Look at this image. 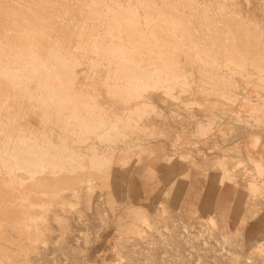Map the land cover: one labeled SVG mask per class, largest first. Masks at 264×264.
Masks as SVG:
<instances>
[{
  "label": "rangeland",
  "instance_id": "rangeland-1",
  "mask_svg": "<svg viewBox=\"0 0 264 264\" xmlns=\"http://www.w3.org/2000/svg\"><path fill=\"white\" fill-rule=\"evenodd\" d=\"M58 1L52 0L54 2V15L58 17L59 12V17L61 18L59 24L62 27L58 30H61V32L68 31L66 33L67 35L70 34V40L68 36L61 37V39L67 40L68 45H70L71 41L72 46H69L70 54L68 51V54L61 55L60 59L54 62V69L55 66L56 68L61 67L62 58L66 57L63 59L62 65L64 64L67 67L71 66L72 63V66L74 64L80 70L82 69L81 78L83 80L87 77V70H84V67H90L91 62L93 64L96 59L100 60L95 61L94 65L98 63L99 68L102 70L106 67L103 64L110 62V59L113 61V58L117 56L126 55V52L117 51L115 53L112 50H108L110 52L107 54V49L103 47L104 45H101L104 39L108 40L109 37L111 38L109 34L114 32L118 36L117 32L120 31L119 34L121 38L123 37V43L119 35L118 38L116 37L117 40L119 39V45L126 48L128 44L125 51H128L130 46L129 53L136 49V53L134 52L135 56H131V53L129 55L132 57V62L130 61L129 64L131 63L134 71H138V67L142 68L139 71H145L146 68L143 69V66L146 65V61L150 60L147 65L150 66L154 62L155 72L158 70L160 72L164 70L165 72L167 68V71L172 70L171 72L177 73L179 78L183 74L181 78L184 77V81L180 78L178 81L180 83H178L176 78H174L176 75L171 78V75H169L168 78L170 80L168 81L169 85H167L169 88H164L157 87L158 81L154 82L156 79L153 82L141 80L143 81H140L144 85L143 87L140 84L139 88L130 90L131 93L130 91L129 94L123 93L130 101L115 99L110 103H108L109 100L104 102L97 97L90 100L89 97L92 98L94 96L88 93H92L93 89L85 85L83 81H80L78 90L88 95L81 97L79 105H82L84 101L93 102L102 107H112L113 104L118 111H122L123 107H129L133 111L132 119L140 120L141 124L147 126V128L142 129L141 125L134 126L132 123L134 129H131L129 125L132 121L120 122L121 128L125 125L128 126L126 127V133L118 134L120 137L116 136L113 141L116 146L115 155L118 156L125 152L129 153L127 150L131 144L132 152L124 164L115 163L113 165V173L109 177L111 182L107 180V183L102 178H97L94 180V187L91 190H89L88 186L86 188H77L81 190L78 194L79 196L68 192L63 196L65 199H60L62 196L59 195V197L54 196V198L52 196L48 197L47 200L52 210L47 214L45 226V238L47 241L45 239V243H41L39 246L40 250L30 252L28 262L23 264H264V87L263 89H258V87L250 84V82H254L264 86V82L259 75L255 74V70L249 72L252 69L244 66V63L240 62L242 61L241 59L237 60L238 57L235 53L231 52L232 54H230L229 48L227 49L229 53L225 49V45L230 47L229 39H227L228 37L225 34L228 31V27L236 29L235 18L248 15L251 18L252 25L259 24L264 31V0H152L153 4L155 2L157 4L154 5V10L150 3L151 0H146L145 6V0L142 2L141 0ZM94 1H96L95 4H93ZM63 2H66V4L63 5ZM56 3L57 6L55 5ZM58 3H60L59 6ZM82 4L86 5L82 6ZM92 6L95 7V10ZM96 6H99L98 9ZM54 7L59 9L54 11ZM84 9L86 10L84 11ZM89 9L90 12L88 11L87 16V10ZM116 11H119L120 14ZM162 11L164 16L163 13L162 15L159 13ZM114 13L115 19L114 16L112 17ZM169 13L173 14L172 16H175V19L177 18L176 23L173 22L174 18ZM146 14L147 16L156 15L153 17L149 16L146 19ZM206 15L211 17L210 21L208 18V21H206ZM221 15L223 18L218 19L216 17H221ZM160 16L162 21L159 19ZM167 16L171 17L168 18ZM213 16H215V20L212 18ZM189 17H191V20H188L190 19ZM193 17L196 19H192ZM231 17L233 21H231ZM85 18L87 19L85 20ZM170 19L174 26L170 25ZM197 19H199L198 22ZM221 19L225 20V24L222 23L223 21L221 22ZM217 20H219V23L215 24ZM189 21L197 24L195 28L193 22H190L193 26L192 32L196 29L191 37L192 32L191 34L190 32L184 34L183 29L185 30V28L181 26L189 24ZM116 22L117 27L121 24V28L120 26L119 29L116 28ZM213 22L218 30L215 29L214 31ZM220 22L224 27L222 29L224 40L221 34H218L219 28H222ZM198 23L200 24L199 28ZM154 24H156L157 28L154 30L155 34L152 31L153 26L155 27ZM112 25H115L114 28L117 29V32H115L116 29ZM171 26L173 27L170 29ZM167 27L169 32L166 35ZM110 28H113L112 32H110ZM162 30L164 34H161ZM207 30H210L209 35L213 34L212 38L209 35H204ZM212 30L214 33H212ZM79 31L85 34L83 41L81 39L83 44L77 43L80 40L77 35ZM197 31H200V33ZM151 32L152 34H150ZM176 32L178 33L176 34ZM152 35L156 38L154 39ZM159 35L161 38H165V42L163 39L161 41ZM170 35H172V38ZM185 35L188 36L185 37ZM202 36L203 38L201 39ZM214 36L217 39H214L216 38ZM76 37L78 40H76ZM125 37L127 39H124ZM189 37L190 39L193 38V40H190ZM206 37H208V45L205 43L207 42ZM220 37L222 39H218ZM98 38L102 41L98 42ZM209 38L214 39L212 40L213 43L215 42L219 48L224 46V50H222L223 48L220 50L216 45L214 46ZM127 40L130 41L128 42ZM168 40L171 41L168 42ZM219 40H221V44H219ZM147 41L148 43H146ZM90 42L92 43L90 44ZM137 43L139 44L137 45ZM94 44L98 49L100 48L104 52L106 50L107 56L102 51L101 54L97 47H94ZM160 44L162 45L161 47ZM68 45L66 46L67 49ZM131 45L134 48L131 49ZM165 45H168V50ZM170 45L172 48L169 47ZM146 46H149V50H146ZM86 47L87 49L90 47L88 51ZM182 47L186 48L185 52L187 54L182 51ZM77 48L79 50L74 51ZM156 48H161L163 56L166 55V60H164L163 56V58L157 57ZM80 50L84 53L87 51V53L82 54ZM79 51L80 55L78 54ZM71 53L74 54L76 61L71 59L72 62H70ZM97 53L98 58L96 57L95 59L94 57ZM149 54L152 58L148 56ZM151 54L157 59L156 62L155 59L153 61ZM84 55L85 57H83ZM80 56L83 59L87 57V61ZM232 57H236V60L235 58L233 60ZM140 60L145 61V63L143 62L144 64H142ZM175 60H178V62H174ZM65 61L67 64H65ZM136 61L139 64H136ZM163 62H166L169 68ZM56 63L57 65H55ZM171 63H173V67L169 66ZM100 65L103 66L100 67ZM153 65L150 68L152 71L149 72L151 74L155 69ZM134 66H136L137 70H135ZM159 66L162 67L159 69ZM211 66H213V70H211ZM125 68L126 70L123 66L121 72H133L132 68L131 70L129 69L130 66H125ZM119 69L121 67H118V70L115 67L114 70L120 72ZM179 70H182L180 71L182 74ZM171 72L166 74H171ZM54 78L58 81L61 80L59 76ZM173 78L175 81H173ZM216 80L223 81L226 84L231 82L233 85H229L230 83L227 85L217 84ZM181 82H185V85L184 83L181 84ZM146 83H150L149 86ZM59 85H55L54 89L55 87L59 88ZM100 86L103 87V93L110 90V88H105L102 84ZM50 92L53 93V90L50 89ZM256 92L257 94H255ZM219 95L221 96L219 97ZM66 96L71 99L69 95H65L64 100ZM62 97V95L60 97L59 95L56 96L58 98L57 101L60 102L59 99H61L60 103H62ZM69 98L67 99L70 100ZM35 99H37V96L33 97L32 100L38 101ZM67 99L65 105L66 103L68 104ZM71 101H69L70 104ZM259 101H261L263 109L259 108V104L257 106L256 102ZM16 102H18V99ZM10 109L13 116L17 119V126L19 125L23 129L35 130H43L45 128L54 134L55 141L64 129L60 118L74 120L73 117H69L72 109L68 105L62 107V112L57 113V111L53 110L52 115L55 121L53 119L45 121L43 113L39 109L35 110L27 100L23 102L19 100L17 107ZM79 110L82 111L81 108ZM81 134H85V132ZM86 134L87 136L90 135L87 132ZM62 135L68 139L74 135L76 136L74 133ZM256 137H259L260 144L252 148L251 144L255 142ZM13 140L5 143L11 146L15 143ZM98 141L100 140L97 133L88 140V142ZM0 142L2 143V140ZM74 142L73 146L78 149V142ZM253 157L258 159L259 162L252 161L251 158ZM86 172L90 171L86 170ZM115 176H121V180L114 182ZM183 177H186V179ZM221 178H223V185H221ZM251 182L259 186V191L252 193L247 198V194L250 193L249 185ZM226 189L229 190V194L223 197V191ZM56 198L58 199L55 200ZM53 199L56 204L52 202ZM59 200L63 201L60 203ZM245 200H248V202L243 204ZM242 205H245L244 212ZM37 206L39 207V204ZM54 206L56 207L53 209ZM61 206H64V209ZM54 210L55 212H53ZM211 215L214 218L213 222ZM63 241L65 242L63 243ZM65 243L71 249L70 253H68ZM61 246L63 249H61ZM58 249L62 252H59ZM40 251L43 254H39ZM65 251L66 253L62 254ZM74 252L75 254H73ZM69 255H72V258ZM36 256L37 258L33 261ZM32 258L33 260H31ZM74 258H77L78 261ZM72 260L74 261L72 262Z\"/></svg>",
  "mask_w": 264,
  "mask_h": 264
},
{
  "label": "bare ground",
  "instance_id": "bare-ground-1",
  "mask_svg": "<svg viewBox=\"0 0 264 264\" xmlns=\"http://www.w3.org/2000/svg\"><path fill=\"white\" fill-rule=\"evenodd\" d=\"M99 1H101V0H99ZM142 1L143 0H141V2ZM147 1L144 2V6L147 3ZM79 2H80V0H79ZM95 2L96 1H94L93 4H95ZM53 3L54 2H52V0H0V141L2 140V143L0 142L1 143L0 144V199H2L1 203H0V264H23L24 262H28V257H29L30 252L40 250L39 246L41 245V243H45V239H46L45 238L46 237L45 236V230H46L45 226H46V221H47V216H48L47 214H49V211L52 210V208L50 207V205L48 203L49 201L47 200L48 197L52 196V198H54V196L57 197L59 195V196H62L60 199H65L63 196H65L66 193H68V192H71L72 194L79 196L78 194L81 190H79L77 188H80V187L86 188L88 186L89 190H91L92 187H94L93 186L94 180L97 178H102L104 181L107 182V180L110 179L109 177L113 173V165L115 163L120 164V165L124 164L129 159V156L132 152V148H131L132 144H131V146L128 147L127 151H129V153L125 152V153H122L121 155H118V156L115 155L116 146L113 144V141L115 140L116 136H119L118 134H120V135L122 133L125 134L126 130H127L126 127L128 126V125H125V126H123V128H121L120 122H131L132 121L129 125V126H131V129H134V126H137V125H141L142 129L147 128V126L141 124L140 120H133L132 119L133 111L129 107H123L122 111H118L117 108H115L116 106L113 104H112V107L111 106L102 107V106H98L97 104H95L93 102L84 101L82 105H79V101L81 100V97H83L84 95L90 94L91 96H94L92 98L89 97L90 100L97 97L99 100H103L104 102H105V100H109L108 103L113 102L115 99H118V100L122 99V100L128 102V101H130V99L127 98V96H124L123 93L126 92L129 94L130 90L139 88L141 82H143L141 80H146L147 82H151V81L153 82L156 79V81H154V82L158 81L157 87L169 88V86H167V85H169L168 81L170 80V78L172 76L174 77V75H176L174 78H176V81L178 82L179 79L183 75L180 72L182 70H179V72L182 74L179 78L177 73L175 74V72H171L172 70L167 71V68L165 69L166 70L165 72H164V70H162V72H160L158 69L157 70L159 72L158 71L155 72L156 68L154 67L155 64L153 62L155 57H154V55H152L154 53L151 54L153 56V61L151 60V62H153L154 65L153 64H151V65H153V67L155 68L154 69L155 73L154 72L152 74L149 73L150 71H152V70H150L151 65L150 64H149L150 66L147 65L150 60L146 61V65L143 66V69L146 68L145 71H143V70L139 71V69H142L139 67H138V71H134V68H132L133 66H131V63L129 64V62L132 60V57H130L129 55L131 53V56L132 55L135 56L136 55L135 54L136 49H135V51L133 50V52L129 53L130 46H129V50L125 51V50H127L126 48L128 47V44H127L126 48H123L124 46L121 47L119 45V41H118L119 39L117 40L116 37L118 38V36L120 35L119 34L120 31L117 32L116 28L119 29V26L121 24L117 27V22H116V28H114L115 25L114 26L112 25V26L114 29H116L115 32H117L118 36H116V34H114V32H112L113 28H110L111 29L110 32H112V34H109V35L111 36V38L109 37L108 40L104 39L103 41L101 39L99 40V38L97 40H98V42L102 41L101 45H104L103 47L105 49H107V54L112 50L115 53L117 51L126 52L125 53L126 55L117 56V57L113 58V61H111V59L110 60L108 59L110 62H106V64L104 63L103 65H105L106 67L104 66L105 68H103L101 70L98 66V63H96L97 65L96 64L94 65L95 61L97 62V60H98V59H96V57L98 55V53H97L96 56L94 55L95 56L94 58L96 60L93 62V64L91 62V64L89 65L90 67H87V66L84 67V70L85 69L87 70V72H86L87 77L84 80L81 78V74H82L81 70L82 69L80 70V68L75 66L74 64L72 66V63H71V66L66 65L67 67H65L64 64H63L64 66L62 65L63 59L66 57L62 58V62L60 64L61 67L56 68V66H55V69H54V67H53L54 62L56 60H59L61 55L68 54L69 46L70 45L72 46V43L70 41V45H68L67 40L65 41V40L61 39V37H67V36L69 38L70 34L67 35L66 32H68V31H66V30L62 31V32H61V30H58L62 27L61 24H59V21H61V18L59 17V12L57 15L58 17H56L54 15ZM60 3H58V6ZM81 3H83V2L81 1ZM84 3H86V2H84ZM150 3L153 6L152 9L155 8L154 5H157L156 2H155V4H153L152 0L150 1ZM65 4H66V2L65 3L63 2V5H65ZM55 5L57 6V3ZM83 5H86V4H82V6ZM60 7H61V5H60ZM96 7L98 9L99 6H96ZM93 8L95 10V7H93ZM56 9L57 8H55L54 11H56ZM150 9H151V6H150ZM60 10L62 11L61 8H60ZM85 10L86 9H84V11ZM102 10H104V9H102ZM88 11L90 12V9L87 10V16L89 13ZM92 12H94V11H92ZM187 12H188V10H187ZM96 13H95V15H96ZM117 13L120 14L119 11ZM122 13H123V11H122ZM159 13L161 15L163 13V16H164L163 11L159 12ZM185 13H186V11H185ZM226 13H227V11H226ZM124 14H126V13L124 12ZM190 14L192 15L191 12H190ZM101 15H103V14H101ZM155 15H149V16L153 17ZM166 15H167V13H166ZM166 15H165V17H166ZM61 16H63V15H61ZM113 16L115 19V13L112 14V17ZM149 16H147V14H146V19ZM132 17H133V15H132ZM170 17H168V18H170ZM216 17H218V19L223 18L222 15H221V17H219V16H216ZM189 18L190 19H188V18L187 19L191 20V17H189ZM194 18L195 17H193L192 19H194ZM205 18H206V21H208L211 17H208L206 15ZM207 18H208V20H207ZM212 18L214 20L216 19L215 16H213ZM224 18H225V14H224ZM86 19L87 18H85V20ZM91 19H94V18H91ZM96 19H97V17H96ZM159 19L161 20V16ZM171 19L169 20L170 25L172 24ZM176 19L175 18H174V20L172 19L174 23H176V21H177ZM230 19H231V21H233L232 17ZM230 19H229V21H230ZM136 20H137V18H136ZM183 20H185V19H183ZM250 20H251V18L248 15L242 16V17L240 16V18H237V19L235 18L234 24L237 25V26L235 25L236 29H234L232 26H231L232 28H229L227 26L228 31H229L228 32L227 28H226L227 33L225 35L228 37L227 39H229L228 42L230 43V47H228V45L226 46L225 43H224V45H225L226 52L229 53V50H230V54L235 53V55L238 57L237 60L241 59L242 61H240V62H243L244 66L250 67L252 70L251 71L248 70L249 72H252L255 70V74L259 75L261 80L264 82V31L259 24L253 26L252 25L253 23H251ZM157 21H158V18H157ZM157 21H156V24H157ZM198 21H199V19H197V22ZM218 21L219 20H217L215 22V24L219 23ZM222 21H223V19H221V22ZM224 21L222 22L223 24H225ZM231 21H230V23H231ZM62 22H63V19H62ZM190 22L191 21H189V24H187V25L186 24L181 25V26H184V28H185V30L183 29L184 34L185 33L187 34V32H190V34H191L193 26L191 25L192 22L191 23ZM221 22H220V24H221ZM82 23H83V20H82ZM183 23H185V22H183ZM156 24H154L155 27L153 26V30H152L153 32H154V30L157 29ZM160 25L163 26V24H161V23H160ZM190 25H191V27H190ZM193 25L197 26V24L196 23L194 24V22H193ZM199 25L200 24L198 23V28H199ZM173 26H171L170 29ZM196 26H195V28H196ZM213 26H214V22H213ZM221 26H222V24H221ZM157 27L160 28L159 26H157ZM215 27L216 26H214V28H213L214 31H215V29L218 30V28H215ZM217 27H219V26H217ZM120 28H121V26H120ZM198 28H197V30H198ZM201 28H203V27H201ZM220 28H219V32L218 31L217 32H218V34L219 33L221 34V37H223V40H224V36H222V32H223L222 29L224 27L222 26L221 32H220ZM123 30H124V28H123ZM140 30H141V27H140ZM180 30H182V28H180ZM97 31H98V29H97ZM174 31H176V30H174ZM195 31H196V29H195ZM195 31H193L191 35L188 33V35H190V37H191ZM200 31L199 32L197 31V32L200 33ZM207 31L204 34L206 36L209 35L210 30L208 32ZM162 32H163V30L161 31V34H164V32L163 33ZM168 32H169V30L167 27V32H165L166 35ZM86 33H88V32H86ZM157 33H158V31H157ZM177 33L178 32H176V34ZM201 33H202V31H201ZM212 33H214L213 30H212ZM122 34L124 35L125 33L122 32ZM150 34H152V32ZM153 34H155V32ZM171 34H172V30H171ZM73 35H74V33H73ZM77 35L80 37V40L77 43L83 44L82 41L84 39L83 36L85 34L82 31H79V33ZM188 35H185V37H187ZM59 36H60V38H59ZM103 36H102V38H103ZM125 36H126V34H125ZM196 36L198 37V35H196ZM212 36H213V34L209 35V37H211V38H212ZM170 37L172 38V35H170ZM190 37H189V39H190ZM214 37H216V36H214ZM218 37H219V35H218ZM221 37L218 39H222ZM122 38L120 35L121 42H122ZM153 38L155 39L156 37L153 36ZM159 38L162 41L163 38H161L160 35H159ZM159 38H157V39L159 40ZM193 38H194V36H193ZM193 38H191V39L193 40ZM202 38H203V36L201 37V39ZM81 39H82V41H81ZM124 39H127V37H125ZM146 39H147V37H146ZM168 39H169V37H168ZM207 39H208V37H206V40ZM214 39H217V37ZM214 39H210V42L213 43L212 40H214ZM69 40H70V38H69ZM73 40H74V38H73ZM76 40H78V38ZM182 40H184V39H182ZM203 40H205V39H203ZM127 41L129 42L130 40H127ZM163 41L165 42V38L163 39ZM169 41H171V40H168V42ZM195 41H196V38H195ZM220 41L221 40H219L218 42H220ZM87 42H88V39H87ZM164 42H163V46H164ZM223 42H225V41H223ZM228 42H226V44H228ZM91 43L92 42H90V44ZM146 43H148V41ZM201 43H204V42H201ZM205 43H206V45H208L207 44L208 40ZM95 44H94V47L99 46L98 44H96L97 46H95ZM138 44L139 43H137V45ZM157 44L159 45V43H157ZM167 44H169V43H167ZM213 44H214V46L216 45L215 42ZM219 44H221V42ZM67 45H68V49L66 47ZM179 45H180V43H179ZM222 45H223V43H222ZM154 46H155V43H154ZM161 46L162 45L160 44V47ZM165 46H167V50H168V45H165ZM135 47H136V45H135ZM169 47L172 48L171 45ZM132 48H134V46L132 47V45H131V49ZM182 48H183L182 51H184V53H186L185 52L186 48H184V47H182ZM217 48H219V46H217ZM222 48H219V49L224 50V46H222ZM228 48H229V50H227ZM71 49H72V47H71ZM88 49L86 47L87 51H88ZM97 49H98V47H97ZM97 49H95V50H97ZM140 49H141V47H140ZM154 49H153V52H154ZM78 50L79 49L77 48V50H74V51H78ZM84 50H85V47H84ZM91 50H92V47H91ZM98 50L100 52L102 51V50H100V48ZM108 50H110V51H108ZM146 50H149V46L146 48ZM179 50H180V47H179ZM72 51H73V49H72ZM80 51L82 54L84 53V52H82V50H80ZM80 51L78 52L79 55H80ZM87 51L85 53H87ZM138 51H137V54H138ZM143 51H145V50H143ZM155 51L158 54L157 55L155 52L157 57L163 56V52H162L161 48L157 49ZM102 52H104V50ZM102 52H101V54H102ZM72 53H71L72 58L69 57L70 62H72L71 59H75V61H76V58L73 56L74 54H72ZM91 53H92V51H91ZM91 53L89 52V54H91ZM104 53L106 55V50ZM141 53H142V49H141ZM141 53L139 52V54H141ZM173 53H175V51H173ZM69 54H70V51H69ZM170 54H171V52H170ZM92 55H93V53H92ZM188 55H189V53H188ZM109 56H112V55H109ZM148 56H150V54ZM80 57H82V56H80ZM83 57H85V55ZM83 57H82V59H83ZM89 57H90V55H89ZM89 57H88V59H89ZM163 57H164V60H166L165 59L166 55ZM77 58H79V57H77ZM86 58L83 60H86ZM167 58L169 59V57H167ZM232 58H233V60H234V58L236 60V57H232ZM101 59H102V57H101ZM147 59H148V57H147ZM173 59H176V58H173ZM227 59H229V58H227ZM120 60H122V61H120ZM145 60H146V58H145ZM164 60L162 59V61H164ZM178 60H175L174 62H176V61L178 62ZM80 61H81V59H80ZM137 61H136V64L138 63ZM140 61L142 62V64L145 63V61H143V60H140ZM156 61H157V59H155V62ZM160 61H161V59H160ZM67 62H68V58H67ZM67 62L65 64H67ZM73 62H74V60H73ZM167 62H168V60H167ZM169 62H170V60H169ZM200 62H202V61H200ZM88 63H86V65H88ZM234 63H235V61H234ZM75 64H77V63L75 62ZM163 64H165L167 66L166 62L165 63L163 62ZM172 64L173 63H171V65H169V66H172ZM55 65H57V63ZM78 65H79V63H78ZM103 65H100V67ZM140 65H141V63H140ZM219 65H220V63H219ZM94 66H96V67H94ZM123 66H124L125 70H126L125 66H130L129 69L131 70V68H132L133 72H130V71H129L130 73H126L125 71L121 72ZM157 66L158 65L156 63V67ZM115 67H117V70H118V67H121V69H119V71L121 73L118 72L117 70L115 71L114 70ZM134 67L136 68V66H134ZM160 67H162V66H159V69H160ZM212 67L213 66H211V68ZM241 67H242V65H241ZM199 68H200V66H199ZM213 69L214 68H212L211 70H213ZM135 70H137V68ZM175 70H176V67H175ZM167 72H171V74H166ZM177 72H178V70H177ZM250 74H252V73H250ZM169 75H171L170 78H168ZM230 75H232V74L230 73ZM57 76L61 77V80L58 81L54 78ZM177 76H178V78H177ZM217 77H218V75H217ZM174 78H173V81H175ZM183 78H181V80H183ZM253 78H254V76H253ZM218 79H220V78H218ZM80 81H83L85 85H88L89 87H91L93 89V92L88 93V94L81 93L78 90ZM178 83H180V82H178ZM183 83L185 85V82H181V84H183ZM216 83L217 84H226L225 82L220 81V80H216ZM229 83H227V84L233 85V84H231V82H229ZM57 84H60L59 85L60 87L59 88L55 87V89H54V86ZM101 84L104 85L105 88H110V90L103 93L102 92L103 87L100 86ZM146 84H147V86H149L150 83H146ZM250 84L255 86V87H258V89H260V88L263 89V87H264L263 85L258 84V83H254V82H250ZM143 86L144 85H142L141 87H143ZM50 89L53 90V93L50 92ZM130 93H131V91H130ZM255 94H257V92ZM58 95H59V97L61 95L63 96L62 99H63L64 104H63V102L60 103L62 101L61 99H59L60 102L57 101L58 98H56V96H58ZM65 95H69L71 97L72 101L68 96H66L65 100H64ZM248 95H250V93H248ZM36 96H37V99H35V100H38V101L32 100V98L36 97ZM220 96L221 95H219V97ZM228 97H230V96H228ZM67 98H69L70 100H68ZM85 98H86V96H85ZM126 98H127V100H126ZM17 99H18V102H19V100L21 102L27 100L28 102H30L31 106L35 110L39 109L43 113L42 115H43V119L45 121H50L51 119H53V115H52L53 110L57 111V113L62 112V107L68 105L72 109L71 113L69 114L70 115L69 117H73L74 120L72 119L73 121H71L70 119L64 120L62 117L60 118L61 119L60 120L61 125L63 126L64 129L62 130L60 135H58V136L56 135L57 139L55 141V139L53 137L54 134H52V132L47 131L45 128L43 130H41V129L35 130V129H23L21 126H19V125L17 126V119L15 116H13V114L11 113V109H10L12 107H14V108L17 107V104H18V102H16ZM66 99L68 100V104L66 103V105H65ZM69 101H71V104L69 103ZM256 104H257V106L259 104L260 105L259 108L263 109V106L261 105V101L256 102ZM79 107L81 108L82 111L79 110L80 109ZM254 109L257 110L256 107H254ZM261 112H263V111H261ZM139 119H141V118L139 117ZM132 123L134 124V126ZM84 132H85V134L80 135V133H84ZM86 132L89 133L90 135L87 136ZM65 133H70V134L74 133V134H76V136L74 135V136H72V138L68 139L62 135ZM95 133H97V136H99L100 141L88 142L89 138L92 137ZM16 135H18V136L15 137ZM12 140L15 143H13V145H11V146L10 145L8 146V144L5 143V142L12 141ZM74 141L78 142V145L76 144L78 149H76V146H73V143H75ZM259 143H260V140H258L256 142L255 146H257ZM176 144H174V145H176ZM124 151H125V149H124ZM117 153H118V151H117ZM251 159L253 161V158H251ZM175 164L177 165V163H175ZM172 165H173V163H172ZM86 170H88L90 172H86ZM169 178H171V177H169ZM183 178L186 179V177H183ZM222 179L223 178H221V182H222ZM117 180H121V176H119V177L115 176L114 182H116ZM252 189L256 193L259 191L257 186L252 185L251 190ZM179 190H181V189H179ZM169 193H170V191H169ZM248 197H249V195L247 196V198ZM57 199L58 198H56L55 200H57ZM61 201H63V200H59L60 203H61ZM52 202L55 203L54 199ZM60 203H58V204H60ZM38 204H39V207L37 206ZM55 207L56 206H54L53 209ZM61 208L64 209V206H61ZM98 209H99V207H98ZM247 209H249V208L247 207ZM96 210H97V208H96ZM53 212H55V210ZM243 212H244V209H243ZM56 219L59 221L58 218H56ZM61 219H60V221H61ZM211 220L213 222V218H211ZM69 235L71 236L70 232H69ZM46 241H47V239H46ZM64 242L65 241H63V243ZM65 247L68 249V253H70L71 249L66 246V243H65ZM65 247H64V250H65ZM177 247H179V246H177ZM180 247H182V246L180 245ZM42 249L44 250L43 247H42ZM61 249H63V247ZM41 251L39 252V254L41 253ZM176 251H177V249H176ZM59 252H62V251L59 250ZM34 253H32V254L36 255ZM64 253H66V251L63 252L62 254H64ZM41 254H43V253H41ZM73 254H75V252ZM76 255L79 257L78 254H76ZM65 256H66V254H65ZM69 256L72 258V255H69ZM40 257H42V256L40 255ZM35 258H37V256L34 257V260H33V258L31 260L35 261ZM74 259H77V258H74ZM73 261L74 260H72V262ZM77 261H78V259H77ZM85 261H86V259H85ZM69 262H71V261L69 260ZM182 263H183V261H182ZM66 264H69V263H66Z\"/></svg>",
  "mask_w": 264,
  "mask_h": 264
},
{
  "label": "crops",
  "instance_id": "crops-1",
  "mask_svg": "<svg viewBox=\"0 0 264 264\" xmlns=\"http://www.w3.org/2000/svg\"><path fill=\"white\" fill-rule=\"evenodd\" d=\"M258 140H260L259 137H256V140H255V142H254L253 144H251V147L254 148V147H255V144H256V142H257ZM259 144H260V143H259ZM259 144H258V145H259ZM253 161H254V162H258V159H256L255 157H253ZM221 185H223V182H221ZM252 185H253V186H257V188H259L258 185H256L255 183L251 182L250 185H249L250 193L247 194V196L249 195V197L251 196L252 193H256L253 189L251 190V186H252ZM228 194H229V190L226 189V190L223 191V197L228 196ZM249 197H248V198H249ZM247 202H248V200H245V201L243 202V204H246ZM242 209H244V211H245V205H242ZM211 217L213 218V215H211ZM213 220H214V218H213Z\"/></svg>",
  "mask_w": 264,
  "mask_h": 264
}]
</instances>
